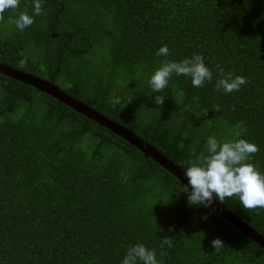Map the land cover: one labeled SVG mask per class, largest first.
<instances>
[{"label": "trees", "instance_id": "1", "mask_svg": "<svg viewBox=\"0 0 264 264\" xmlns=\"http://www.w3.org/2000/svg\"><path fill=\"white\" fill-rule=\"evenodd\" d=\"M32 4L0 13V62L60 84L182 169L207 136L233 139L242 122L264 172V0H41L18 30ZM162 44L168 57L155 54ZM194 52L212 81L196 88L173 74L156 104L149 75ZM218 67L246 83L216 89ZM186 187L109 128L0 73V264H120L135 243L162 264H264L263 247L210 206L189 205ZM221 203L264 236V208Z\"/></svg>", "mask_w": 264, "mask_h": 264}, {"label": "clouds", "instance_id": "2", "mask_svg": "<svg viewBox=\"0 0 264 264\" xmlns=\"http://www.w3.org/2000/svg\"><path fill=\"white\" fill-rule=\"evenodd\" d=\"M18 0H0V13L5 10H16ZM41 13V0H33L32 14L20 11L15 17V27L23 30L31 25L34 16ZM159 57H168L169 48L162 44L155 53ZM215 87L225 94L239 90L246 83L243 75L225 72L223 67L217 68ZM176 76L190 77L193 87L199 88L207 81H212L213 71L205 63L201 53H193L179 61L174 59L163 60L148 77V85L156 104L163 103L162 90L169 84V78ZM242 122H239L233 131V139H218L215 135L206 138L205 150L195 159L186 161L183 169L187 178V202L189 205L209 207L213 197L224 202L226 198L237 197L244 209L264 208V172H261L252 162V155L257 146L245 138ZM202 219H207L205 214ZM168 243V241H165ZM224 245L220 237H214L210 246L219 250ZM170 246V244H169ZM120 264H162L157 259L154 249L143 243H135L127 247Z\"/></svg>", "mask_w": 264, "mask_h": 264}, {"label": "water", "instance_id": "3", "mask_svg": "<svg viewBox=\"0 0 264 264\" xmlns=\"http://www.w3.org/2000/svg\"><path fill=\"white\" fill-rule=\"evenodd\" d=\"M0 73L7 75L13 79L24 82L30 86L35 87L41 92L47 93L57 100L70 106L77 112L86 115L88 118L94 120L102 126H105L126 139L128 142L139 148L146 156L151 157L169 172L174 174L180 181L187 186V178L184 177L183 169L171 161L166 155L154 148L145 140L133 134L129 129L121 126L103 114L85 105L78 99L67 94L60 86V84L52 83L46 79L35 76L33 74L24 72L20 69L6 65L0 62ZM190 188V187H189ZM211 208L216 210L221 216L228 220L232 225L254 240L257 244L264 248V236L249 226L240 217L228 209L223 203L213 197Z\"/></svg>", "mask_w": 264, "mask_h": 264}, {"label": "rangeland", "instance_id": "4", "mask_svg": "<svg viewBox=\"0 0 264 264\" xmlns=\"http://www.w3.org/2000/svg\"><path fill=\"white\" fill-rule=\"evenodd\" d=\"M97 56V55H96Z\"/></svg>", "mask_w": 264, "mask_h": 264}]
</instances>
